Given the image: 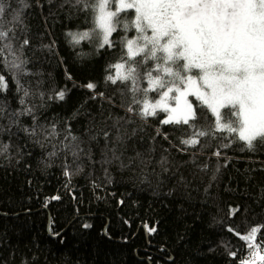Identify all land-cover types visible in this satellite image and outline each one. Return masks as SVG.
Returning a JSON list of instances; mask_svg holds the SVG:
<instances>
[{
  "label": "trees",
  "instance_id": "trees-1",
  "mask_svg": "<svg viewBox=\"0 0 264 264\" xmlns=\"http://www.w3.org/2000/svg\"><path fill=\"white\" fill-rule=\"evenodd\" d=\"M28 2L33 6L25 13L24 24L31 46L24 51L32 60L28 67L42 74L37 78L43 79L40 91L46 100L38 113L39 122L60 121L57 131L61 135L51 142L43 136L26 137L22 132L13 135L10 142L7 135H0V140L10 143L9 151L0 155V264H237V259L246 255V247L227 229L243 235L253 226H264V150L248 152L238 143L222 148L218 159L210 155L216 141H206L212 147L200 163L206 162L207 170L183 167L180 171L188 184H177L171 176L175 168L170 164L171 171L164 172L157 161L167 156L177 163L188 157L178 151L182 147L176 139L180 133L172 125L159 123L166 116L160 113L150 121L145 136L155 135L156 130L166 132L176 148L157 136L155 153L145 155V161L150 159L151 163H133L129 157L135 151L145 152L150 143L137 139L129 143L123 166L121 161H114L105 172L101 164L85 161L83 171L74 172L69 182L63 174V152L52 157L48 154L53 144L60 151L65 127L62 121L67 120L74 133L83 132L86 115L70 119L77 109L107 115L111 108L124 115L123 109L111 107L103 98L90 99L92 93L85 87L94 82L97 91L111 97L113 105L123 102L127 106V92L121 95L118 91L123 85L105 83L104 79L108 66L120 61L121 48L117 44L97 50L96 44L87 40L71 44L68 31L90 27L84 13L70 16L66 4L60 7L61 0ZM113 37L119 40L116 33ZM53 41L51 50L44 48ZM0 74L9 81L11 106L18 107L11 77L2 69ZM60 89L67 91L63 101L46 99ZM190 99L195 102L194 97ZM22 119L31 125L30 117ZM100 129L114 134L111 121L105 123L97 115L93 131ZM37 139L43 147L35 142ZM103 147L101 138L99 149ZM116 147V155H120L123 148ZM99 149L94 150L97 160ZM230 206L241 211L230 216ZM86 224L90 227L85 228ZM152 227L157 230L150 234ZM262 238L264 227L257 234L258 241ZM225 244L238 253L237 259L228 255Z\"/></svg>",
  "mask_w": 264,
  "mask_h": 264
},
{
  "label": "snow or ice",
  "instance_id": "snow-or-ice-1",
  "mask_svg": "<svg viewBox=\"0 0 264 264\" xmlns=\"http://www.w3.org/2000/svg\"><path fill=\"white\" fill-rule=\"evenodd\" d=\"M65 4L70 16L84 13L85 21L90 24L87 30L68 31L69 43L78 45L87 40L95 43L97 50L119 44L120 61L108 66L109 74L104 79L112 85L119 82L123 87L118 91L128 95L126 107L123 102L113 105L111 97L97 91L96 83L85 85L92 93L90 99L103 98L111 107L123 109L124 115L111 108L107 115L103 111L94 115L77 109L70 119L87 117L79 135L67 120L62 121L65 127L59 140L60 151L53 144L48 155L58 156L63 152V174L69 182L74 172L83 171L85 161L101 164L105 172L106 166L114 161H121L123 166L122 157L129 143L137 139L141 143L148 139L150 143L145 152L135 151L129 157L133 163L137 160L140 164L151 163L150 159L145 161V155L155 153L157 136L176 148L166 132L156 130L155 135L145 136L150 121L160 113L166 116L159 123L172 125L180 133L176 137L182 146L178 151L188 157L177 163L169 161L167 156L157 161L164 172L171 171L170 164L175 168L171 176L177 184H188L180 171L183 167L191 165L194 169L207 170L208 164L200 163L212 147L206 141H216L210 155L218 159L222 148L238 143L248 152L264 150V0H61L60 7ZM32 6L28 0H12V3L0 0V69L11 77L15 85L13 98L18 104L11 106L9 81L0 74V135H7L9 142L20 132L29 138L43 136L49 142L61 135L57 131L60 121L39 122V110L46 103L45 93L40 91L43 79L37 78L42 74L28 67L32 60L24 51L31 46L24 18ZM54 45L53 41L44 48L51 50ZM53 91L54 95H48L47 100L63 101L67 95L66 89ZM190 96L195 102L188 99ZM97 115L105 123L111 121L114 134L106 129L93 131ZM24 117L31 118V125L24 123ZM129 126H132L130 130ZM101 138L103 149H99ZM35 142L44 146L39 139ZM117 145L123 148L120 155H116ZM9 148L10 143L0 140V155ZM95 149H99V160L95 158ZM219 171L217 167L216 172ZM240 211L239 207L230 206L229 215ZM262 227L253 226L243 235L227 229L244 241L246 247V255L237 259L238 253L230 250V244L224 245L237 264H264V238L257 240ZM156 230L148 229L150 234Z\"/></svg>",
  "mask_w": 264,
  "mask_h": 264
},
{
  "label": "rangeland",
  "instance_id": "rangeland-1",
  "mask_svg": "<svg viewBox=\"0 0 264 264\" xmlns=\"http://www.w3.org/2000/svg\"><path fill=\"white\" fill-rule=\"evenodd\" d=\"M188 99L191 100L190 97H188ZM170 103H172V102H170Z\"/></svg>",
  "mask_w": 264,
  "mask_h": 264
}]
</instances>
